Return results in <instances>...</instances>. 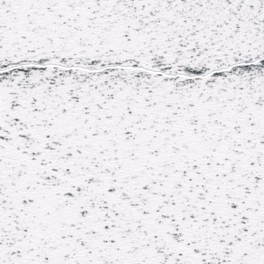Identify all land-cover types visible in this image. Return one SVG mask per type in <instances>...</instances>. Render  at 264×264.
Listing matches in <instances>:
<instances>
[{
  "label": "snow or ice",
  "instance_id": "snow-or-ice-1",
  "mask_svg": "<svg viewBox=\"0 0 264 264\" xmlns=\"http://www.w3.org/2000/svg\"><path fill=\"white\" fill-rule=\"evenodd\" d=\"M0 264H264V0H0Z\"/></svg>",
  "mask_w": 264,
  "mask_h": 264
}]
</instances>
